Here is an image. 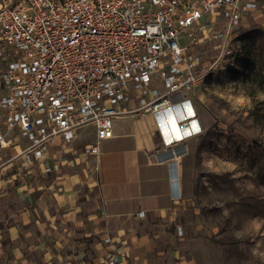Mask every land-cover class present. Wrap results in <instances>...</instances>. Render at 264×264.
<instances>
[{"label":"built area","instance_id":"2783aa9c","mask_svg":"<svg viewBox=\"0 0 264 264\" xmlns=\"http://www.w3.org/2000/svg\"><path fill=\"white\" fill-rule=\"evenodd\" d=\"M256 9L241 0H0V152L21 137L19 155L43 161L58 139L70 144L92 127L85 152L99 155L115 120L146 112L171 144L175 105L200 134L193 101L174 98L203 84L204 40L231 55L244 12ZM173 156L179 166L183 155Z\"/></svg>","mask_w":264,"mask_h":264},{"label":"crops","instance_id":"0c3cea01","mask_svg":"<svg viewBox=\"0 0 264 264\" xmlns=\"http://www.w3.org/2000/svg\"><path fill=\"white\" fill-rule=\"evenodd\" d=\"M191 91L174 102L193 101L202 134ZM176 107L171 144L146 112L115 120L99 155L85 152L95 141L92 127L70 144L58 139L43 161L19 155L21 137L0 152V264H187L181 250L194 244L178 245L171 230L184 203L182 162L176 166L173 153L184 155L188 139L200 134L190 135Z\"/></svg>","mask_w":264,"mask_h":264},{"label":"rangeland","instance_id":"374dc122","mask_svg":"<svg viewBox=\"0 0 264 264\" xmlns=\"http://www.w3.org/2000/svg\"><path fill=\"white\" fill-rule=\"evenodd\" d=\"M241 1L257 9L244 12L231 55L204 40L203 84L191 91L204 132L186 144L181 222L171 224L178 245L194 244L181 250L187 264H264V0Z\"/></svg>","mask_w":264,"mask_h":264},{"label":"snow or ice","instance_id":"6c2138e0","mask_svg":"<svg viewBox=\"0 0 264 264\" xmlns=\"http://www.w3.org/2000/svg\"><path fill=\"white\" fill-rule=\"evenodd\" d=\"M196 130L198 131L199 129L197 128Z\"/></svg>","mask_w":264,"mask_h":264},{"label":"bare ground","instance_id":"6f19581e","mask_svg":"<svg viewBox=\"0 0 264 264\" xmlns=\"http://www.w3.org/2000/svg\"><path fill=\"white\" fill-rule=\"evenodd\" d=\"M182 132V131H181Z\"/></svg>","mask_w":264,"mask_h":264}]
</instances>
